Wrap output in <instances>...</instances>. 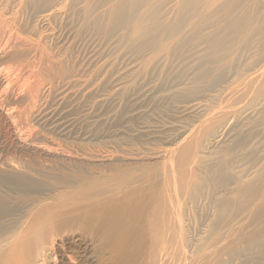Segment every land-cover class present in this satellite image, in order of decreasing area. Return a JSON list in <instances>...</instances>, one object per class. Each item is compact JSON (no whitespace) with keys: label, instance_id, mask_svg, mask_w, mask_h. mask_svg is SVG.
Listing matches in <instances>:
<instances>
[{"label":"rangeland","instance_id":"obj_1","mask_svg":"<svg viewBox=\"0 0 264 264\" xmlns=\"http://www.w3.org/2000/svg\"><path fill=\"white\" fill-rule=\"evenodd\" d=\"M66 20L59 15L49 25L32 24L65 58L67 78L35 101L27 116V140L18 141L0 116L4 264H264V109L242 114L204 148L222 124L210 110L224 103L220 98H229L215 91L225 85L229 70L222 80L192 85L187 67L200 54L198 47L194 52L183 46L184 54L169 53L172 59L135 41L123 44L117 29L89 26L90 32L79 35ZM234 50L232 57L244 61L246 50ZM178 53L184 62L175 61ZM157 58L163 61L156 64ZM166 63L174 65L170 69ZM221 168L229 174L224 182L210 177ZM163 179L168 197L161 254L138 231L114 257L91 220L41 230L57 208L64 215L75 213L62 207L67 200L92 195L82 199L85 207L125 186L144 189L148 196ZM23 237L25 243L13 252Z\"/></svg>","mask_w":264,"mask_h":264},{"label":"bare ground","instance_id":"obj_2","mask_svg":"<svg viewBox=\"0 0 264 264\" xmlns=\"http://www.w3.org/2000/svg\"><path fill=\"white\" fill-rule=\"evenodd\" d=\"M59 15L67 17L66 21L69 19L72 22L74 32L76 29L79 35L85 29L89 31V26L100 31L102 28H109V31L117 29L122 32L120 35L124 38L119 40H123V44L125 40L135 41L148 46L157 54L168 52L170 56L169 53H182L183 50L181 52L179 49H183V46L191 47L196 52L198 47L197 53L199 51L200 54L196 56L193 53L195 59L188 60L193 61L187 67L190 70L189 75L192 74L189 83L192 85L207 83L210 79L212 83L222 80L229 70L230 76L226 78L225 85L215 90L229 98L223 99L227 101L220 98L224 103L220 106L216 104L218 108L210 110L212 119L216 118L217 121L221 118L222 124L204 141V148L227 124L236 121L242 114L256 113L264 109V0H0V116L20 142L27 140V116L35 101L58 79L67 78L65 58L52 51L46 45L45 33L37 32L32 25L34 22L48 24ZM85 32L87 33L86 30ZM116 33L118 31L114 34ZM238 48L241 52L246 50L243 62L231 55ZM147 51L145 49V53ZM135 52L136 50L133 54ZM150 53H146L147 56H152L153 53ZM180 53L175 61L181 59ZM172 56L174 55L171 54L170 57ZM189 57L190 55L184 59ZM161 60L156 61V64ZM175 67L178 68L176 64ZM260 115L264 119V113ZM46 149L49 150L47 147ZM149 175H153L151 170ZM210 175L214 180L222 182L229 177L225 168ZM161 181L159 187L151 186L148 196L144 189L132 190V187L125 186V189L117 188L113 193H105L108 195L103 199L90 202L85 207H81L82 199L89 200L92 195L67 200L61 206H71L76 209L75 213L64 215L61 213L63 208H57L54 210L56 213L48 218L52 217L51 222L41 230L45 233L64 222L74 223L79 219L91 223V220L95 224L89 226L95 232L96 229L101 231L103 237L100 239L111 244L114 257L121 253L124 240H130L138 231L149 236L150 247H155L161 254L163 235L167 227L165 201L168 197L167 181ZM54 217H57L55 222ZM24 228L28 230V225ZM150 235L155 238L152 239ZM24 240L23 237L11 248H19L20 241L22 243ZM16 248L13 252L17 251ZM6 261L7 257H0V264Z\"/></svg>","mask_w":264,"mask_h":264}]
</instances>
